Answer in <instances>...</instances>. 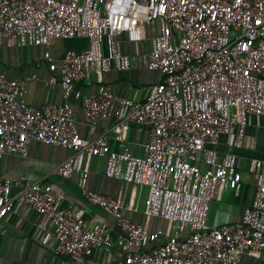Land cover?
<instances>
[{
    "label": "built area",
    "instance_id": "1",
    "mask_svg": "<svg viewBox=\"0 0 264 264\" xmlns=\"http://www.w3.org/2000/svg\"><path fill=\"white\" fill-rule=\"evenodd\" d=\"M73 38H87L88 48L67 50L58 62L48 49L52 40ZM146 40L145 66L160 76L148 97L105 86V73L131 68L124 44ZM30 46L46 47L49 69L60 70L47 84L62 88L63 101L30 105L27 83L37 75L16 79L0 71V160L26 157L33 142L71 150L55 174L79 173L87 201L114 215L124 235L115 239L84 208L63 205L52 183L10 177H0V235L6 217L28 205L51 219L55 253L74 263L114 246L126 264H243L246 254L264 260V172L240 222L209 224L211 201L226 188L241 190L234 148L253 146L251 117L264 125V0H0V49ZM88 76L100 84L83 95L76 83ZM72 97L88 121L117 118L111 131L118 141L135 124L148 128L144 154L114 150L108 133L84 138ZM223 144L230 149L222 153ZM98 156L107 159V177L148 187L144 213L167 220L170 236L133 222L120 197L90 188L89 159ZM250 166L259 172L261 163L253 159Z\"/></svg>",
    "mask_w": 264,
    "mask_h": 264
},
{
    "label": "crops",
    "instance_id": "2",
    "mask_svg": "<svg viewBox=\"0 0 264 264\" xmlns=\"http://www.w3.org/2000/svg\"><path fill=\"white\" fill-rule=\"evenodd\" d=\"M87 38L53 39L48 49L59 62L67 50L77 52L88 48ZM151 48V41L135 45L125 43L124 49L131 55V68L119 72L115 68L102 76V82L117 93L130 97L146 99L153 84L160 80L157 72L149 70L144 63L143 55ZM46 47H24L0 49V71L9 77L25 79L32 74L37 75L36 81H28L25 100L28 104L40 107L46 103L63 101L62 88L59 85L49 86L47 81L54 75L60 77V70L51 71L44 59ZM100 83L95 77L88 76L76 83V90L81 94L93 93ZM75 118L80 134L84 138H93L108 133L111 147L116 151L130 150L134 154H144V147L149 139V129L141 125H133L128 130L126 139H115L112 127L117 118L112 117L96 122L88 121L85 117L81 101L71 98ZM247 128L250 144L253 146L234 148L238 156V168L242 174L241 190L225 189L220 199H214L215 212L209 216L211 226L225 223H236L242 220L246 206L254 199L260 173L264 172V125L252 116ZM219 151L230 149L228 144L219 145ZM71 154V150L51 145L33 142L29 154L23 157L9 153L0 160V177L20 179L24 182L44 180L52 183L57 191L64 195L63 205L82 207L86 217L91 221L106 223L115 239L124 235L116 223L114 215L104 209L91 205L83 195L76 173L70 178L55 174L57 166ZM257 159L261 163L259 172L251 169V161ZM107 159L104 156L89 159V186L93 191L109 197H120L124 203L125 214L135 223L141 224L151 231H162L163 239L172 233L170 223L157 217H149L144 213V203L148 196V187L127 183L124 179L107 177L105 174ZM249 187V188H248ZM6 233L0 235V264H79L70 257L59 255L54 251L55 237L53 225L47 215L34 211L28 205L20 206L4 220ZM155 245L154 243H152ZM157 244V243H156ZM84 264H126L125 255L118 246L100 248ZM243 264H264V260L252 254L243 256Z\"/></svg>",
    "mask_w": 264,
    "mask_h": 264
},
{
    "label": "rangeland",
    "instance_id": "3",
    "mask_svg": "<svg viewBox=\"0 0 264 264\" xmlns=\"http://www.w3.org/2000/svg\"><path fill=\"white\" fill-rule=\"evenodd\" d=\"M249 188V187H248ZM227 189V188H226ZM229 189H227L226 191H228ZM215 204H216V201H211L210 203V209H209V216L212 215V213H214L215 211Z\"/></svg>",
    "mask_w": 264,
    "mask_h": 264
}]
</instances>
